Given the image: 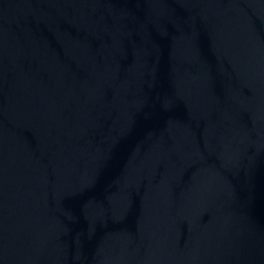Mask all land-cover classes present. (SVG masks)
I'll return each instance as SVG.
<instances>
[{"label":"water","instance_id":"water-1","mask_svg":"<svg viewBox=\"0 0 264 264\" xmlns=\"http://www.w3.org/2000/svg\"><path fill=\"white\" fill-rule=\"evenodd\" d=\"M0 264H264V0H0Z\"/></svg>","mask_w":264,"mask_h":264}]
</instances>
